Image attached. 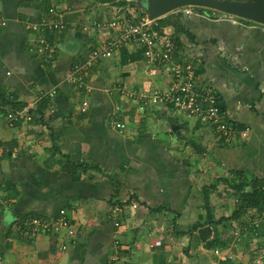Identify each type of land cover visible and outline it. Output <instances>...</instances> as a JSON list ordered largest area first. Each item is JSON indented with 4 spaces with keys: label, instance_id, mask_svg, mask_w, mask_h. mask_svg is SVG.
I'll return each mask as SVG.
<instances>
[{
    "label": "crops",
    "instance_id": "1",
    "mask_svg": "<svg viewBox=\"0 0 264 264\" xmlns=\"http://www.w3.org/2000/svg\"><path fill=\"white\" fill-rule=\"evenodd\" d=\"M124 9L134 11L96 0H0L8 19L0 27V143L21 149L0 158V264H61L66 254V264H110L117 239L119 264H264V204L216 222L236 210L237 185L250 191L264 179V24L202 9L161 17L174 62L193 64L238 128L226 141L196 117L131 96L150 100L172 82L134 42L85 70L84 82L68 79L110 38L97 24ZM41 37L50 50L38 51ZM25 106L33 119L9 125L7 113ZM61 209L73 237L32 235L22 223ZM219 246L230 247L227 257L214 252Z\"/></svg>",
    "mask_w": 264,
    "mask_h": 264
},
{
    "label": "built area",
    "instance_id": "2",
    "mask_svg": "<svg viewBox=\"0 0 264 264\" xmlns=\"http://www.w3.org/2000/svg\"><path fill=\"white\" fill-rule=\"evenodd\" d=\"M183 8V7H182ZM50 11L55 15L60 11L51 8ZM122 11V10H120ZM184 12V11H183ZM187 14L191 11L185 10ZM8 19L0 13V27H5ZM99 31L103 29L110 34V38L100 46L94 48L86 57L83 63L76 65L69 73L68 79L83 81V72L93 67L99 60L111 57L113 52L129 43L134 42L142 50L145 61L153 66V71L162 67L168 70L172 76L171 84L163 90H154L150 95V100L143 93H134L131 96H138L143 101L151 104H166L174 107L176 110L189 116L198 118L215 127L222 139L231 141L238 133L236 125L228 120L224 111L220 108L217 94L200 83V77L195 67L191 63L174 62V53L176 51V43L170 33L165 30L155 29L156 20H150L148 16L143 14H135L132 10L117 12L112 19L105 24H97ZM51 28L64 29L65 25L59 21H53ZM86 29L88 26L85 27ZM115 33V34H112ZM51 46L44 37L39 39L38 51L46 52ZM86 91L91 92L92 87L84 83ZM88 104L84 101V106ZM85 109V108H84ZM33 115L28 107L13 108L7 113V121L9 125H15L22 120H32ZM117 127L124 128L125 124L116 122ZM21 152L20 147L5 145L0 143V158L4 156H16ZM134 203V207H136ZM21 222V221H20ZM25 227H28L32 235L47 232L66 231L68 237H73L76 229L73 226L70 217L65 209H61L59 214L51 219L45 217L33 216L23 221ZM119 225V222H116ZM116 251L112 256L110 264H119L120 260V240L115 242Z\"/></svg>",
    "mask_w": 264,
    "mask_h": 264
},
{
    "label": "water",
    "instance_id": "3",
    "mask_svg": "<svg viewBox=\"0 0 264 264\" xmlns=\"http://www.w3.org/2000/svg\"><path fill=\"white\" fill-rule=\"evenodd\" d=\"M150 20L186 6L205 7L264 24V0H137ZM69 254L62 259L66 264Z\"/></svg>",
    "mask_w": 264,
    "mask_h": 264
},
{
    "label": "trees",
    "instance_id": "4",
    "mask_svg": "<svg viewBox=\"0 0 264 264\" xmlns=\"http://www.w3.org/2000/svg\"><path fill=\"white\" fill-rule=\"evenodd\" d=\"M100 3H109L117 6H127L130 5L131 7H134L136 5L135 0H96ZM211 10V9H210ZM181 11H179V15H181ZM155 29L163 31V28L166 27V19L164 18H159L156 19V25L154 26ZM16 103H14L15 105ZM48 107V100L43 99L40 101L38 105V111L43 114L44 111ZM247 183H241L237 185L235 188L238 190L242 191L241 196H240V202L238 203L236 210L230 217H223L219 219L216 222H220L223 220H229V219H240L243 213L247 211L249 207L253 206H258V205H263L264 204V179H259L256 178L249 183L251 185V190L250 191H244L245 186ZM205 205L209 209L210 205V200H209V194L206 193L205 195ZM212 222V221H211ZM199 226V225H198ZM197 227V225H195ZM215 241L213 245L218 244L219 242Z\"/></svg>",
    "mask_w": 264,
    "mask_h": 264
},
{
    "label": "rangeland",
    "instance_id": "5",
    "mask_svg": "<svg viewBox=\"0 0 264 264\" xmlns=\"http://www.w3.org/2000/svg\"><path fill=\"white\" fill-rule=\"evenodd\" d=\"M136 1V5L134 6V7H131L130 5H127V8L128 7H130V8H132L133 10H134V12H135V14H143L144 13V15H145V12L142 10V8L141 7H139L138 5H137V0H135ZM200 9H202V10H207V11H210L211 12V14L212 15H224V14H227V16L228 15H230V14H228V13H224V12H220V11H217V10H213V9H209V8H205V7H199V6H186V7H183V8H180L179 10L181 11H184V13H187V12H185V10H188V11H191V13H194V12H201L202 10H200ZM129 10V9H128ZM119 12H123V11H126L125 9L124 10H122V11H120V10H118ZM190 13V14H191ZM232 16H234V15H232ZM234 17H236V16H234ZM219 187H221V186H219ZM227 191V190H226ZM216 193H218L219 191H215ZM222 192H224L225 193V190H223ZM221 192V193H222ZM220 193V192H219ZM134 203H136V202H133V204H132V206L134 207ZM136 207H138L139 205L136 203ZM217 214H216V217L218 218H220V216H221V212L220 211H217L216 212ZM218 218V219H219ZM210 246H212V245H210ZM233 247V246H232ZM224 249H222V248H220V246L219 247H217V248H215L214 249V252L217 254V255H222V256H224V257H227V255H228V253L229 252H231V249H230V247H223Z\"/></svg>",
    "mask_w": 264,
    "mask_h": 264
}]
</instances>
